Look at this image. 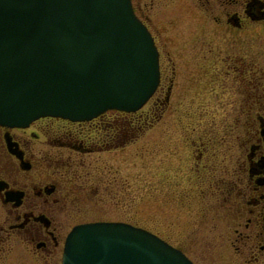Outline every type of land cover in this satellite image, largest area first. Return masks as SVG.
I'll return each mask as SVG.
<instances>
[{
	"label": "rangeland",
	"instance_id": "374dc122",
	"mask_svg": "<svg viewBox=\"0 0 264 264\" xmlns=\"http://www.w3.org/2000/svg\"><path fill=\"white\" fill-rule=\"evenodd\" d=\"M142 1L133 0L140 11L145 2L153 4L146 22L163 52L162 69L174 68L169 99L159 121L127 145L96 152L68 150L70 155H62L68 163L61 185L70 190L66 207L73 215L65 227L79 221H126L160 235L196 264H228L225 259L244 256L233 244V225L221 198L213 195L221 185H228V173L234 169L231 159L240 144L229 140L234 134L233 122L250 114L247 107L231 102L234 76L227 70L236 52L245 59L247 35L233 30L228 38L232 42L227 40L231 50H226L222 36L227 32L220 25L224 16L217 9L202 10L206 0ZM164 13L168 16L165 21ZM201 15L217 25H197L193 20ZM163 25L168 31L178 30V37L168 38ZM259 27L264 31V24L250 29ZM250 42V52L257 56L264 49V33ZM200 133L205 137L198 139ZM199 141L205 146L211 141L204 155ZM34 142L30 140L29 145L36 152L39 147ZM202 163L205 169L198 177L196 170L201 171ZM6 247L16 263L39 264L31 256L19 254L20 244L10 240ZM58 249L53 262L47 257L48 264H59Z\"/></svg>",
	"mask_w": 264,
	"mask_h": 264
},
{
	"label": "flooded vegetation",
	"instance_id": "af4514ba",
	"mask_svg": "<svg viewBox=\"0 0 264 264\" xmlns=\"http://www.w3.org/2000/svg\"><path fill=\"white\" fill-rule=\"evenodd\" d=\"M132 4L136 15L152 33L159 51L160 82L142 109L135 112L107 110L86 121L44 116L26 126L0 124V264H23L9 257L11 250H7L6 245L10 240L20 244L22 257L24 254L31 256L39 264H48L47 257L53 262L55 249L60 245L58 262L61 264L64 237L73 224L78 223L65 227L73 215L66 207L69 189L61 185L68 163L62 155H70L68 150L118 149L138 138L143 123L151 125L159 121L164 103L169 99L174 68L169 65L166 70L162 69L163 52L146 22V13L152 10L153 4L145 2L143 11L133 0ZM186 4L189 17H192L190 5ZM205 8L217 9L224 16L220 25L227 32L222 36L226 50H231L228 41L232 42V39L228 38L233 30L243 31L249 42L244 44L245 59L241 60L236 52L227 70L234 76L230 82L234 94L231 102L247 107L250 114L245 115L248 118L237 120L238 123L233 122L234 134L229 135V140L240 144L231 159L234 169L228 173V185H221L217 195L215 191L213 195L222 200V208L229 215L228 222L233 225V244L244 258L224 261L228 264H264V49L257 56L250 52V38L264 33L260 27L250 29L264 24V0H206L202 10ZM193 21L197 25L207 23L209 28L217 25L208 23L205 15ZM162 28L164 32L167 30L164 25ZM169 57L167 54L166 62L170 61ZM111 127L115 130L113 134L106 130ZM204 137V133L198 135V139ZM34 139L39 147L36 152L29 145ZM199 142L202 146L199 151L204 155L211 141L206 143L207 146ZM203 169L204 163L201 171L196 170L198 177L203 176Z\"/></svg>",
	"mask_w": 264,
	"mask_h": 264
},
{
	"label": "water",
	"instance_id": "95a60500",
	"mask_svg": "<svg viewBox=\"0 0 264 264\" xmlns=\"http://www.w3.org/2000/svg\"><path fill=\"white\" fill-rule=\"evenodd\" d=\"M157 51L130 0H0V122L134 110L158 82ZM62 264H193L124 222L75 226Z\"/></svg>",
	"mask_w": 264,
	"mask_h": 264
},
{
	"label": "bare ground",
	"instance_id": "6f19581e",
	"mask_svg": "<svg viewBox=\"0 0 264 264\" xmlns=\"http://www.w3.org/2000/svg\"><path fill=\"white\" fill-rule=\"evenodd\" d=\"M176 12H180V11H178V9L176 10ZM162 18H163V20L165 21L166 20V14L164 13V15H162ZM167 32H168V34H169V37L171 38V39H176L177 37H178V35H179V31L177 30H175V31H173L171 28L169 29V31H168V29H167Z\"/></svg>",
	"mask_w": 264,
	"mask_h": 264
},
{
	"label": "trees",
	"instance_id": "16d2710c",
	"mask_svg": "<svg viewBox=\"0 0 264 264\" xmlns=\"http://www.w3.org/2000/svg\"><path fill=\"white\" fill-rule=\"evenodd\" d=\"M106 130L109 131L111 134L115 133V130H112V127H111V130H108V129H106Z\"/></svg>",
	"mask_w": 264,
	"mask_h": 264
}]
</instances>
